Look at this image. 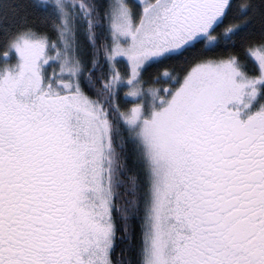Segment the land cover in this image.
Returning <instances> with one entry per match:
<instances>
[{
    "label": "snow or ice",
    "instance_id": "1",
    "mask_svg": "<svg viewBox=\"0 0 264 264\" xmlns=\"http://www.w3.org/2000/svg\"><path fill=\"white\" fill-rule=\"evenodd\" d=\"M0 264H264V0H0Z\"/></svg>",
    "mask_w": 264,
    "mask_h": 264
}]
</instances>
